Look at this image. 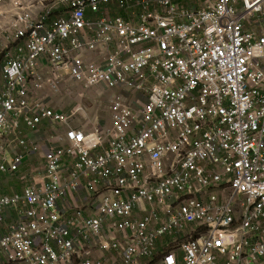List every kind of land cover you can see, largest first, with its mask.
<instances>
[{
	"label": "built area",
	"instance_id": "2783aa9c",
	"mask_svg": "<svg viewBox=\"0 0 264 264\" xmlns=\"http://www.w3.org/2000/svg\"><path fill=\"white\" fill-rule=\"evenodd\" d=\"M0 264H264V0H0Z\"/></svg>",
	"mask_w": 264,
	"mask_h": 264
},
{
	"label": "rangeland",
	"instance_id": "374dc122",
	"mask_svg": "<svg viewBox=\"0 0 264 264\" xmlns=\"http://www.w3.org/2000/svg\"><path fill=\"white\" fill-rule=\"evenodd\" d=\"M80 93H83L82 89H75L74 90V95L72 96H68V95H65V94H61L57 97V100L59 101H62L61 105L58 106V108L56 107V109H61V110H66L68 109L69 107L74 106L75 104L77 103H82V105L84 106H88V109H89V116L90 117H94L95 115H97L99 118H106L107 117V105H108V98L107 97H103V98H95V99H89V97L86 96V100L85 99H79L77 97L78 94ZM89 94L88 95H92V96H95V92L94 91H91V92H88ZM124 96L126 98H129V96L127 94H124ZM101 99V100H100ZM96 106H98L96 108ZM38 164L41 165V163L38 162ZM37 164V165H38ZM11 182V180H8L5 182L6 184V187H5V190L9 193L11 192L10 188L12 187L11 183H8V182ZM4 190V188H3ZM5 192V191H4Z\"/></svg>",
	"mask_w": 264,
	"mask_h": 264
},
{
	"label": "crops",
	"instance_id": "0c3cea01",
	"mask_svg": "<svg viewBox=\"0 0 264 264\" xmlns=\"http://www.w3.org/2000/svg\"><path fill=\"white\" fill-rule=\"evenodd\" d=\"M33 1H36V0H33ZM205 0H202V2H204ZM61 103H62V101H59V100H57L53 105H52V108H54L55 110H57L56 109V107L58 108V106H60L61 105ZM72 108H73V106L71 105V107H69L68 109H66L65 111L64 110H61V109H58V111H62V112H64V113H70L71 111H72ZM104 119H106V118H104ZM104 122H106V121H104ZM104 122H102V124L104 123ZM34 141H36V140H39V141H44L43 139V135L42 134H39V135H37V136H34L33 138H32ZM38 162L39 163H41V165L40 164H38ZM42 163H43V161H42V159L40 158V157H38V156H32V157H30L29 158V161H27V163H26V169L27 170H31V171H36V172H42ZM38 164V165H37ZM8 180H11V182L9 181L8 183H11V185H12V187L10 188V190H11V192H7L6 190H5V187H6V184L4 183V185H3V188H4V191L7 193V194H10V193H13V192H19V191H22L21 190V185L16 181V180H12V179H9L8 177H5V182L6 181H8Z\"/></svg>",
	"mask_w": 264,
	"mask_h": 264
}]
</instances>
